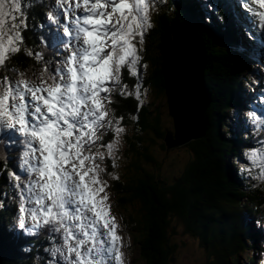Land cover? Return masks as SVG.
<instances>
[{
    "label": "snow or ice",
    "instance_id": "1",
    "mask_svg": "<svg viewBox=\"0 0 264 264\" xmlns=\"http://www.w3.org/2000/svg\"><path fill=\"white\" fill-rule=\"evenodd\" d=\"M36 3L0 0V145L19 151L11 171L8 157L0 156V175L8 173L14 193L15 226L47 233V264H126L103 165L115 160L125 131L111 108L113 94L143 104L141 50L159 0H52L39 25L47 29L42 39L53 49L50 59L25 44L27 12ZM251 3L264 23V0ZM22 51L40 64L31 76L9 67ZM125 69L138 78L134 92L123 83ZM109 131L113 139L105 143ZM257 144L245 154L251 166L243 170L252 175L258 168L256 178L264 180V140ZM7 198L0 191V210Z\"/></svg>",
    "mask_w": 264,
    "mask_h": 264
},
{
    "label": "trees",
    "instance_id": "2",
    "mask_svg": "<svg viewBox=\"0 0 264 264\" xmlns=\"http://www.w3.org/2000/svg\"><path fill=\"white\" fill-rule=\"evenodd\" d=\"M28 2L24 0L26 5ZM175 2L170 1L169 7L164 8L165 12L158 14L156 25L146 34L145 55L151 67L148 75L144 70L141 75L143 104H139L135 96L113 95L112 105L118 109V116L126 115L131 121V127L128 126L132 133L130 140L127 136L129 142L125 141L123 147V141L120 143V151H128L130 160L123 164L118 151L114 161L111 158L104 161L105 173L109 171L105 177L110 178L117 208L129 214L127 228L135 231L132 234L139 248V264H176L173 260L177 245L172 243V237L179 232L172 224L176 218L185 223V231L198 241L204 252L209 253L212 264H247L243 256L245 258L247 246L256 245V239L247 233L246 228L253 225L254 218L264 208V184L259 183L260 186L251 187L248 191L246 186L250 185L249 182L245 179L240 181L231 164L232 155H238V144L244 143L243 138H235L237 133L232 124V109L241 93V81L238 79L242 69L235 70L240 56L233 48L235 37L231 34V20H227L222 13L221 20L211 27L185 2ZM185 11L193 16L190 18L185 14L188 20L196 19L203 23L199 34L207 49L204 74L211 95L207 111L209 128L205 138L189 143L194 157L184 165L182 172L169 181L161 175L163 161L158 153H150V149L154 144L159 145L158 142L162 148L165 147L163 142L168 121L160 55L170 44L174 25L184 21L185 17H178V14ZM30 14L29 11L26 17L29 27L24 31L25 38L29 32L33 36L37 33ZM33 50L37 51L36 48ZM36 64L34 58L22 51L11 58L9 67L15 66L32 74ZM130 81L137 83L135 77L126 76L125 84L129 86ZM150 87L154 100L148 107L145 89L150 91ZM131 90L134 92L135 87ZM120 169L127 176L123 177L125 173ZM6 173L0 178V185L8 188ZM8 215L7 209L0 210V264H39L34 257V249L29 247L38 243V237L19 244L12 242L9 236L4 238L3 221L9 218ZM122 229L124 231L123 226ZM254 261V257L250 259V263Z\"/></svg>",
    "mask_w": 264,
    "mask_h": 264
},
{
    "label": "water",
    "instance_id": "3",
    "mask_svg": "<svg viewBox=\"0 0 264 264\" xmlns=\"http://www.w3.org/2000/svg\"><path fill=\"white\" fill-rule=\"evenodd\" d=\"M202 54V59L200 58ZM164 94L173 129L166 128L167 150L205 138L211 96L205 79L207 49L196 23L174 25L170 44L160 55Z\"/></svg>",
    "mask_w": 264,
    "mask_h": 264
},
{
    "label": "rangeland",
    "instance_id": "4",
    "mask_svg": "<svg viewBox=\"0 0 264 264\" xmlns=\"http://www.w3.org/2000/svg\"><path fill=\"white\" fill-rule=\"evenodd\" d=\"M125 78L123 79L124 81L123 83H126ZM135 84H136L135 82L130 81L129 89H133L135 87ZM149 89L151 90V87ZM146 98H147V103L149 102V105H148L149 107L152 104L151 102L154 100V95L151 91L145 89V99ZM117 111L118 109H114L115 116L119 117ZM165 111H166L167 121H168L167 128L173 129V121L168 114L167 104L165 105ZM124 116L126 117V115ZM124 116H123V120L121 124V126L125 129V131L121 134V142L123 141L122 147L124 146L125 141L130 140V137L132 135V133H130V130L128 129V126L131 127V121H129L127 117L125 118ZM126 119L128 120V122ZM127 136H128V140H127ZM112 138H113V135L111 133H107L105 136V139H107L108 141L112 140ZM108 141H105V143H107ZM193 142L195 141H191L190 143H193ZM158 144L159 145L154 144L151 146L150 153L152 152L153 155L154 154L157 155L158 153V157L161 159V161H163L162 166H161V175L165 179H168L169 181H171V178H174L175 175L182 172L183 167H185L184 165L189 164L190 161L192 160V157L194 156L191 155V150H190V147L188 146L189 144H186L182 147H178L175 149H170V150H167L165 145H164L165 147L162 148L161 147L162 145L160 142H158ZM125 146L127 147V143ZM118 151H120V146H119ZM118 151L116 152V155ZM119 155H120V159L124 160L123 164L126 163L127 159L130 160L128 151L127 152H125V150L124 152L120 151ZM123 164H122V167L126 169L127 167ZM115 169L117 170V168ZM121 171L125 173L123 177L127 176L126 172H124L123 169ZM108 173L109 171L105 175L107 176ZM107 179H108V182L110 183L109 187H110L111 193H109V196H110V203H111V211L118 218V221L121 224V228L122 226L124 227L125 237H127L128 239L129 247L127 250L124 249L125 251H123L125 254L126 264H139V260H140L139 259L140 254L138 251L139 248L137 245H135L133 234H132V232L134 233L135 231H132V229L127 228L128 227L127 223L129 222V218H130L129 214L126 213V211H124L123 209L117 208L116 203H114L113 201L114 195L111 190L112 185H111V182L109 181L110 178L107 177ZM107 179L104 178V180H107ZM133 212H136V210L133 209ZM172 224L175 227V230L179 231V232H176L174 237H172V234H171L172 243L174 242L177 245V249H176L177 251L175 252L173 262H175L176 264H212V260L210 258L209 253L204 252L202 248L200 247V245L198 244V241L191 234L185 231L186 230L185 223L176 218L172 222ZM243 261H245L244 256H243Z\"/></svg>",
    "mask_w": 264,
    "mask_h": 264
},
{
    "label": "bare ground",
    "instance_id": "5",
    "mask_svg": "<svg viewBox=\"0 0 264 264\" xmlns=\"http://www.w3.org/2000/svg\"><path fill=\"white\" fill-rule=\"evenodd\" d=\"M183 2V1H182ZM186 15L188 16V17H190V18H193V16L191 15V13H189L188 11L186 12ZM219 19H221L222 17L221 16H217ZM226 18V17H225ZM227 20H231V23H233L234 22V18H232V17H227L226 18ZM194 23H196V21L194 22ZM203 24V23H202ZM226 24V23H225ZM226 26V25H225ZM173 29V28H172ZM155 30V29H154ZM228 30V29H227ZM218 31V30H217ZM216 31V32H217ZM211 32V31H210ZM213 32H215V31H213ZM230 32V31H229ZM226 33H227V31H226ZM225 33V34H226ZM214 34V33H213ZM217 36H218V33L216 34ZM221 37V36H220ZM226 37V36H225ZM227 37H229L228 35H227ZM216 38V37H215ZM217 39V38H216ZM226 39V38H225ZM234 41H235V39H234ZM223 42V41H222ZM262 42V41H261ZM200 58L202 59V54H201V56H200ZM210 60V59H209ZM238 90V89H237ZM237 92V91H236ZM224 116V115H223ZM228 116V115H227ZM209 119V118H208ZM243 145V144H242Z\"/></svg>",
    "mask_w": 264,
    "mask_h": 264
}]
</instances>
